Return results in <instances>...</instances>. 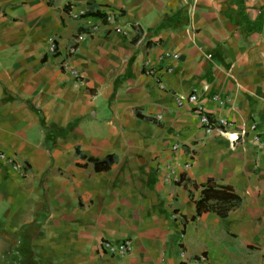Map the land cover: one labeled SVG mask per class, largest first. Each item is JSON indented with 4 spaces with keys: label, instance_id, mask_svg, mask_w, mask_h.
Listing matches in <instances>:
<instances>
[{
    "label": "crops",
    "instance_id": "crops-1",
    "mask_svg": "<svg viewBox=\"0 0 264 264\" xmlns=\"http://www.w3.org/2000/svg\"><path fill=\"white\" fill-rule=\"evenodd\" d=\"M190 93L243 144L175 106ZM253 133L264 140V0H0V153L22 172L0 160V264H264ZM207 179L239 204L191 220ZM103 240L130 250L103 254Z\"/></svg>",
    "mask_w": 264,
    "mask_h": 264
},
{
    "label": "built area",
    "instance_id": "built-area-1",
    "mask_svg": "<svg viewBox=\"0 0 264 264\" xmlns=\"http://www.w3.org/2000/svg\"><path fill=\"white\" fill-rule=\"evenodd\" d=\"M85 15V10L83 9H77V10H70L68 11V16L72 19H77L80 17H83ZM114 15L112 13H105L104 17L102 18L104 23L107 25H113L112 32L118 35L123 34L122 28L118 27L117 25H114L115 19ZM83 40V36L81 34L75 36L74 42L75 45L79 44ZM53 46L50 47V52L52 51ZM165 58H168L170 60H175L176 55L170 54V53H164L163 55ZM165 71L167 73L171 72V68H166ZM143 74L145 76H152L153 71L151 69L144 68ZM174 104L176 107H181L185 104H191L193 111L197 115V120L200 128L205 134H216L220 138H223L226 140L228 145L230 147H233L235 144L242 145L244 142V136L246 134L244 128H235L232 126V124L225 119L222 118H210L207 116V114L204 113L203 109L199 105H194L195 102V96L193 93H190L188 95H179L174 94L172 96ZM157 119L160 118V116H156ZM251 142L255 145H258L262 150H264V140L260 139L256 134L253 133L251 136ZM176 146H172V149H175ZM0 160L7 163L10 168L18 172L22 175V172L18 170V166L13 162L11 158L6 157L2 153H0ZM99 250L101 253L109 255V256H121L126 254L130 250V243L128 240H123L118 243H112L107 240H103L99 242ZM179 258L182 261H186V256L183 252L179 253ZM189 264H204L206 263V258L203 255H198L196 257H192L188 260Z\"/></svg>",
    "mask_w": 264,
    "mask_h": 264
},
{
    "label": "trees",
    "instance_id": "trees-1",
    "mask_svg": "<svg viewBox=\"0 0 264 264\" xmlns=\"http://www.w3.org/2000/svg\"><path fill=\"white\" fill-rule=\"evenodd\" d=\"M93 18H103L104 14L92 10L86 14ZM111 163V158L107 157L103 161H92L95 169L107 168ZM183 178V177H182ZM180 176L173 182L174 185H182L183 179ZM196 197L189 192V197L194 204V215L191 220L203 213H214L219 218H224L226 214L239 204V197L228 187H218L214 185L212 179H207L204 185L196 187L198 189Z\"/></svg>",
    "mask_w": 264,
    "mask_h": 264
}]
</instances>
